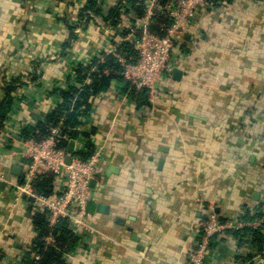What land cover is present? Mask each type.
I'll list each match as a JSON object with an SVG mask.
<instances>
[{
	"label": "crops",
	"instance_id": "crops-1",
	"mask_svg": "<svg viewBox=\"0 0 264 264\" xmlns=\"http://www.w3.org/2000/svg\"><path fill=\"white\" fill-rule=\"evenodd\" d=\"M89 1L0 0V102L4 85L16 86L0 134V264L24 263L37 234V209L8 185L27 163L18 133L44 121L78 85L76 66L114 49L130 27L104 19L120 0H97L103 15L83 11ZM172 52L160 111L123 98L117 81L80 127L95 135L76 144L103 141L105 152L87 207L94 232L67 264H189L211 205L223 222L264 210V0L205 6ZM255 245L246 231L220 234L205 264H264Z\"/></svg>",
	"mask_w": 264,
	"mask_h": 264
},
{
	"label": "built area",
	"instance_id": "built-area-1",
	"mask_svg": "<svg viewBox=\"0 0 264 264\" xmlns=\"http://www.w3.org/2000/svg\"><path fill=\"white\" fill-rule=\"evenodd\" d=\"M212 3L213 0H167L165 5H161L159 0H150L144 16L137 19L134 27L128 28L127 37L119 39V43L129 41L132 44L136 59L132 61L127 54L119 53L117 47L107 51V54L114 55L121 63L125 87L127 83L130 84L136 96L146 91L147 100L144 108L146 111L152 113L160 111V103L165 98L162 86L173 74L172 51L176 36L180 30L196 20L205 6H212ZM154 12L164 15L169 21L168 27L166 25L162 27L166 32L163 37L151 32ZM136 31H139L140 35H136ZM72 76L75 79L74 72ZM77 87L81 85L78 84ZM131 94H133L131 90L127 89L123 98L134 97ZM60 139H63L60 130L53 128L51 135L42 141L34 139L24 141L23 158L27 163L23 169L22 181L8 185L16 202L25 198L26 201L33 203L37 211L47 213L50 227H55L61 221L68 222L82 239L83 233L94 232L87 207L92 190L96 188L91 187V182L96 181L95 186L99 184V165L104 158L105 142L94 144L93 155L84 160L76 153L70 154L67 149L59 148L57 145ZM74 142L78 143L77 140ZM68 157H71L69 164ZM49 175L56 176L62 187L61 194L53 199L37 193L33 188L36 180H43ZM0 181L6 180L0 176ZM245 229L264 232V210L259 217L248 221L238 219L223 222L215 212L214 205H211L202 222L200 238L190 254L189 264H205L213 240L218 235ZM52 241V238L48 239V242ZM31 258L38 261L40 259L38 251L34 252Z\"/></svg>",
	"mask_w": 264,
	"mask_h": 264
},
{
	"label": "trees",
	"instance_id": "trees-1",
	"mask_svg": "<svg viewBox=\"0 0 264 264\" xmlns=\"http://www.w3.org/2000/svg\"><path fill=\"white\" fill-rule=\"evenodd\" d=\"M150 0H120L114 7L110 8L107 12L105 21L109 20L112 27H117L123 21L134 27L138 18L144 16L147 5ZM231 0H213V4L226 5ZM167 0H159L161 5H165ZM219 2V3H218ZM221 2V3H220ZM224 2V3H222ZM93 10L97 15H103L102 10L98 8L97 0H90L87 7L83 11ZM133 13L134 17H130L129 14ZM85 14L81 15V19L85 18ZM124 19V20H123ZM89 20V19H88ZM87 20V22H88ZM170 25L168 19L161 15L159 12H154L153 25L151 26V32L158 36H165V29L162 27ZM166 27V28H167ZM71 38H74L73 28H71ZM129 34L128 28H122V32L118 35L120 38H125ZM136 35H140L139 31H136ZM117 50L119 53L127 54L133 61L137 55L133 51L132 44L123 42L117 44ZM123 68L119 60L112 54L102 53L92 59L88 65L79 64L74 69L76 76V83L81 87L70 86L66 91L62 92V103L50 112L44 121H38L35 124L24 127L18 136L26 141L34 139L36 141H42L46 137L51 135L53 128H58L61 132L63 139L59 140L58 147L68 149L69 141L77 140L80 136L90 139L95 135V129L90 132H84L80 130L84 120L89 117L93 110L95 98L107 92L112 88L115 82H124V78L121 75ZM127 89L131 90L132 96H134L141 105H145L147 100L146 91H143L136 96L135 91L131 88V85L127 83ZM4 97L0 102V134L6 127L5 122L10 114L14 102V93L16 90L15 83H6L4 85ZM65 137L67 139H65ZM94 152V146L90 140L86 143L83 151L75 152L81 159H89ZM34 190L42 195L53 199L59 196L62 192V187L56 176L49 175L43 180H36L33 183ZM261 213L255 214L251 218L259 217ZM33 224L36 228L37 234L34 238L30 250L24 259V264H67L65 256L76 246L78 236L72 229L68 222L61 221L55 227L49 225V215L47 213L39 212L35 213L33 217ZM246 233L251 236L252 241L256 244L257 252L261 254L264 247V233L262 230L245 229ZM84 234H82V237ZM52 238V242H48V239ZM40 255V259L35 261L31 258V254L37 252ZM255 255H250L247 260H252Z\"/></svg>",
	"mask_w": 264,
	"mask_h": 264
},
{
	"label": "water",
	"instance_id": "water-1",
	"mask_svg": "<svg viewBox=\"0 0 264 264\" xmlns=\"http://www.w3.org/2000/svg\"><path fill=\"white\" fill-rule=\"evenodd\" d=\"M174 74H175L174 78L178 79L179 78L178 75H180V71L176 70ZM84 149H85L84 146H80V145L76 144L74 141H72V142L69 143V146H68L67 150H68V152L70 154H73V153H75L77 151H83ZM70 162H71V157H68L67 158V163L69 164ZM13 172H14L15 175H19L20 172H21V169L16 167ZM95 185H96V181H92L91 182V187L94 188Z\"/></svg>",
	"mask_w": 264,
	"mask_h": 264
}]
</instances>
